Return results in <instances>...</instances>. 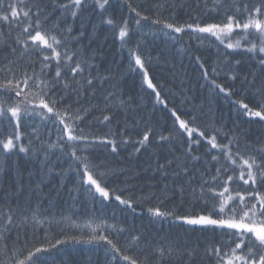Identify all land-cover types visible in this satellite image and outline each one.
Wrapping results in <instances>:
<instances>
[{
    "label": "snow or ice",
    "instance_id": "6c2138e0",
    "mask_svg": "<svg viewBox=\"0 0 264 264\" xmlns=\"http://www.w3.org/2000/svg\"><path fill=\"white\" fill-rule=\"evenodd\" d=\"M204 5L203 15L179 24L169 22L171 14L164 17L177 7L167 0L150 5L143 0H0V264H49L53 249L81 242V236L68 237L63 230V238H50L60 221L43 201L52 195L44 187L54 172L61 178L54 187L71 182L73 199L86 196L101 207L115 202L131 213L140 207L153 222L186 225L185 231L205 236L201 250L178 238L149 239L106 219L85 225L90 234L83 242L105 245L110 264H193L197 257L209 264H264V141L251 140L239 125L216 126L202 105L169 107L164 85L150 76L152 58L137 43L128 48L129 70L140 72L154 104L163 105L172 121L157 131L132 115L133 98L121 99L118 91L98 98L110 77L98 74L95 55H85L83 41L91 42L101 26L122 49L145 22L173 41L177 34L207 40L218 54L212 66L187 44L184 50L209 90L222 94L246 123H264V0H204ZM241 52L255 66L233 59ZM245 63L242 73L238 66ZM114 123L115 132L110 127L102 136L90 131ZM150 146L164 154L157 155L154 167L142 169L156 182L141 196L120 187L133 175L93 154L98 147L112 155L130 147L131 156ZM21 154L32 168L19 166ZM53 157H66L68 167L57 171ZM112 235L123 236L124 244Z\"/></svg>",
    "mask_w": 264,
    "mask_h": 264
},
{
    "label": "trees",
    "instance_id": "16d2710c",
    "mask_svg": "<svg viewBox=\"0 0 264 264\" xmlns=\"http://www.w3.org/2000/svg\"><path fill=\"white\" fill-rule=\"evenodd\" d=\"M143 2L150 5L151 0H143ZM161 2H164V0H161ZM167 3H174L177 7L174 10L168 8L164 12V17H168L171 14L174 19H170L169 22L179 24L191 23V17L197 13L203 15L202 10L205 6L204 0H167ZM180 3H183L185 7L181 9L179 7ZM189 3L193 5L198 3L199 8H196V6L189 8L187 7ZM90 29L91 25H89ZM177 36L178 39L173 41L163 35L158 30V26L145 22L141 30H134L127 48L122 49L120 42L112 37L107 27L101 26L91 42L88 40L83 41L86 46L85 55H95L94 63L98 74L110 77V82L104 84L103 89L98 92V98L106 95L109 91H118L121 99L133 98L132 107L135 111L132 115L135 116L136 120L140 121L143 117L157 131L171 126L172 121L169 118V113L163 108V105L154 104V97L150 95L151 90L147 89V86L143 84L140 72L129 70L128 48H135L137 43H139V50L152 58L147 65L150 76L155 77L154 82L159 81L164 85L162 96L169 102V107L175 106L181 110H187L191 105L198 107L202 105L206 113V119H214L216 126L225 125L226 129H231L239 125V129L247 132L251 140L257 141L259 139L264 141V123H246L245 118H238L234 106L222 94L214 95L209 90L207 82L201 78L198 66L188 52L184 50L187 44L192 52L201 55L203 59L208 61V65L212 66L217 62L218 54L216 49L207 40L203 43H200V41H195L194 43L193 40H189L188 34H177ZM237 56L246 60L247 63H253L247 60V57L242 52L234 54L233 59H237ZM244 65L247 64L245 63ZM244 65L242 64L238 67L240 68ZM253 66H255L254 63ZM240 98L242 97H235V99ZM182 100L184 101L183 104L181 103ZM92 102L94 103L95 101ZM85 106H87V103H85ZM227 114L232 117L231 120L223 117ZM109 127L113 132L118 130L117 124L114 123L111 126L97 125L90 131L102 136L109 131ZM140 127H143L142 123ZM86 131L89 130L86 129ZM129 131L132 132L133 136L135 135L131 128H129ZM131 152L133 150L128 147L122 148L118 155H112L98 147L93 154L98 156L100 160L118 169H125L129 174L133 175V179L128 185H120V187H127L131 189L135 196H141L153 191L154 189L151 185L156 182L150 180V172H143L142 169L148 168L149 164L154 167L157 155H160L162 159L164 153L158 152L154 146L142 149L141 153L129 156ZM53 160L57 171L61 168H67L69 165L66 157L59 161H56V157H53ZM8 163L11 164L12 160ZM18 164L25 170L33 167V164L26 160L22 154L18 159ZM137 172L140 175L135 177L134 174ZM11 174L10 170L9 175ZM60 179L54 172L44 187L45 193L49 191L52 193L50 197L44 199V208L51 212L55 220L60 221L59 224L53 225L50 238H63L61 236V230H63V235L68 237L81 236L82 240L80 243L70 241L67 244L58 246L57 249H53L47 254L49 264H110V257L105 255V245L83 242L90 234V230L85 225L92 223L95 226L99 224L100 219H106L108 223H114L118 227L125 226L129 229H135L148 236L149 239L160 240L161 237L178 238L184 244L193 246L199 244L201 250L204 247L205 236L199 232L185 231L188 226L181 227L180 224H174L171 221L153 222L146 211L142 212L140 207H137L136 213H131L130 210L122 211V206L115 202L105 203L101 207L99 204L93 206L86 196H77L76 199H73L76 193L71 182H67L66 188L54 187L60 183ZM151 203H155V201ZM147 206L150 205H145L144 207L146 208ZM157 232H159L158 235ZM105 234L108 233L105 232ZM41 236H43V233H41ZM110 238L114 242L118 241L120 245L124 244L123 236L117 238L112 235ZM68 253L73 254L74 257L69 256ZM193 264H209V262L207 258L201 260L197 257Z\"/></svg>",
    "mask_w": 264,
    "mask_h": 264
},
{
    "label": "bare ground",
    "instance_id": "6f19581e",
    "mask_svg": "<svg viewBox=\"0 0 264 264\" xmlns=\"http://www.w3.org/2000/svg\"><path fill=\"white\" fill-rule=\"evenodd\" d=\"M189 4H191V3H189ZM191 5H193V4H191ZM194 7H195V5H193ZM209 7H210V3H209ZM195 41L196 40H193V42L195 43ZM208 54V53H207ZM207 54H205V55H207ZM237 59H241L240 57H236ZM244 65V64H243ZM247 65H244V66H242V67H240V71L243 73V72H245V71H247ZM240 84H239V82H237L236 83V88H239L240 86H239ZM230 110H231V108H229ZM225 119H227V120H231V116L229 115V114H227L226 116L224 115L223 116ZM254 131H256L255 129H254ZM141 187H144V186H141ZM147 191H148V189H147ZM159 234V232H157V235ZM55 252V251H54ZM69 254V256L71 255L72 257H74V255L73 254H70V253H68Z\"/></svg>",
    "mask_w": 264,
    "mask_h": 264
}]
</instances>
